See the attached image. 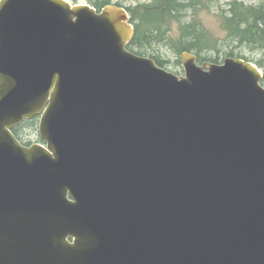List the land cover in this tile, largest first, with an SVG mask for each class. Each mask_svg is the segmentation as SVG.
I'll return each instance as SVG.
<instances>
[{"label": "water", "instance_id": "95a60500", "mask_svg": "<svg viewBox=\"0 0 264 264\" xmlns=\"http://www.w3.org/2000/svg\"><path fill=\"white\" fill-rule=\"evenodd\" d=\"M133 36L121 6L0 0V264H264L262 73L179 77Z\"/></svg>", "mask_w": 264, "mask_h": 264}, {"label": "trees", "instance_id": "16d2710c", "mask_svg": "<svg viewBox=\"0 0 264 264\" xmlns=\"http://www.w3.org/2000/svg\"><path fill=\"white\" fill-rule=\"evenodd\" d=\"M153 3L127 9L134 27L133 41L128 47L132 53L141 56V47L162 39L169 42L178 55L183 52L195 53L199 63L204 61L218 63V59L212 60L202 55L211 49L215 50V45L219 41L226 42V40L231 44L236 43L237 46L256 49L264 54V3L247 7L238 0H231L228 9L221 14L220 27L224 35L221 39L211 38L205 27L196 23L195 20L180 23L176 31L170 28L173 20L177 21L184 14L188 15L189 10L196 12L201 5H206L205 1L153 0ZM107 4L103 3L104 6ZM133 49H139L140 52ZM227 57L234 58L233 52H227L225 58ZM153 60L158 66L163 67L160 61Z\"/></svg>", "mask_w": 264, "mask_h": 264}, {"label": "rangeland", "instance_id": "374dc122", "mask_svg": "<svg viewBox=\"0 0 264 264\" xmlns=\"http://www.w3.org/2000/svg\"><path fill=\"white\" fill-rule=\"evenodd\" d=\"M71 2L79 4H88L95 9L100 10L103 8V3H108L111 5L122 6L125 9H131L142 5H152L153 0H70ZM206 2L205 6L197 8L196 12L192 10L188 11V15L184 14L177 21H172L170 28L176 31L179 28L180 23H188L195 20L196 23L204 26L208 32V35L213 39L224 38L221 31L220 21L221 14L228 9V5L231 0H202ZM242 2L245 6H258L260 3H264V0H238ZM208 2V3H207ZM130 15V14H129ZM216 49L209 50L207 53H203L202 57H207L208 59H218V63H221L225 59L227 52H233L234 58H243L247 62H252L258 70L262 73V87H264V54L256 49H249L245 46H237L236 43L231 44L228 40L219 41L215 45ZM134 51L140 52L139 49H133ZM132 50V51H133ZM142 57H148L151 59H156L163 64V67L167 72L174 73L175 75L181 77L184 75L183 65L181 56L178 55L171 47L169 42L166 40H156L151 45H144L141 47ZM195 54V53H193ZM38 121L36 119L25 122L16 128L14 131L15 136L20 138L21 142L24 144L31 143H41L40 137H38Z\"/></svg>", "mask_w": 264, "mask_h": 264}]
</instances>
